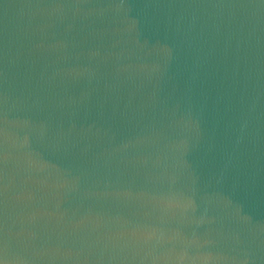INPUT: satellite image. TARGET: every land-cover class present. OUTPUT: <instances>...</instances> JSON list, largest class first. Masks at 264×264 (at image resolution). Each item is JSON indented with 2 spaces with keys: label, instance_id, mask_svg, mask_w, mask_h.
<instances>
[{
  "label": "water",
  "instance_id": "obj_1",
  "mask_svg": "<svg viewBox=\"0 0 264 264\" xmlns=\"http://www.w3.org/2000/svg\"><path fill=\"white\" fill-rule=\"evenodd\" d=\"M0 264H264V0H0Z\"/></svg>",
  "mask_w": 264,
  "mask_h": 264
}]
</instances>
